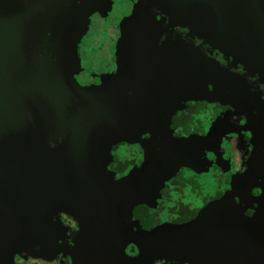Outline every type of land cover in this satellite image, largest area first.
<instances>
[{"label": "water", "instance_id": "water-1", "mask_svg": "<svg viewBox=\"0 0 264 264\" xmlns=\"http://www.w3.org/2000/svg\"><path fill=\"white\" fill-rule=\"evenodd\" d=\"M145 3L165 23L160 25L154 14L157 28L143 42L140 24L128 31L122 21L140 12L136 6L153 14ZM94 4L77 0L71 6L53 41L52 60L35 66L22 0H0V264H15L14 254L29 247L33 253L38 248V256L53 255L61 238L56 234L64 239L67 231L55 219L59 212L78 223L70 247L62 249L70 264H152L158 259L264 264V166L256 162L185 222L143 229L131 215L136 204L154 206L163 182L179 167L205 171L210 163L205 152L215 153L220 137L234 131L220 134L213 124L205 135L173 136L170 118L182 102L197 94V99L233 105L240 92L246 94L241 78L197 51L173 46L161 51L167 43L158 44L159 37L174 27L186 28L264 78V0H141L119 23L122 40L113 74L98 85L83 86L73 78L80 65L76 47ZM16 26L23 40L12 32ZM137 39L143 50L128 62ZM22 73L29 81L25 86L20 85ZM207 85L211 90H205ZM52 140L58 143L49 145ZM135 141L142 161L115 180L106 168L111 147ZM252 186L260 187L256 197ZM253 203L254 212L245 215ZM128 244L135 254H126Z\"/></svg>", "mask_w": 264, "mask_h": 264}, {"label": "flooded vegetation", "instance_id": "flooded-vegetation-1", "mask_svg": "<svg viewBox=\"0 0 264 264\" xmlns=\"http://www.w3.org/2000/svg\"><path fill=\"white\" fill-rule=\"evenodd\" d=\"M77 0H22L24 17L28 21L29 32L33 39H51L54 41L61 33L64 27V21L67 19L71 6H74ZM102 0H95V3L101 6ZM141 0H106L104 4L105 8H101V12L90 15L89 21L86 24L84 34L80 38L76 53L79 57L80 66L86 64L98 65L100 69L97 70H83L74 75L76 81L83 86L98 85L100 79L107 77V73L113 74L116 68V54L114 53V44L121 36L120 21L126 16L130 15L133 6L137 5ZM148 5V8L153 10L157 20H160V25H164L165 18L155 10L152 5ZM97 19L101 22V27L98 32L94 33L96 41L89 45L88 48L84 47V36L90 28L93 20ZM162 22V23H161ZM156 26L153 31L147 32L143 37V42L148 40L149 36L156 30ZM174 33H170V29L163 32L158 39V44L164 43V38H173L175 34L181 35L192 42L197 52H201L205 57L214 61L216 59L217 65L228 71L232 76L243 78V91L247 94L241 98L236 99L233 105L229 103H222L218 100H207L206 98L197 99V94H193L191 97L182 102L181 107L176 109L170 118L169 128L171 134L176 137L188 136L191 134L205 135L208 133L209 128L216 125L219 133L222 134L224 130L234 129L232 132H227L224 136L220 137L219 146L216 148L215 153L212 151H206L205 156L210 162L205 166V171H195L188 167H179L173 176L165 180L159 189V197L155 200L154 206H149L144 203L136 204L132 210L139 205H146L147 207H160L158 210L161 223H177L183 215L184 207L189 210H195V214L208 202L219 198L230 187V182L233 176L242 174L245 172L247 165L256 162L260 166H264V78L261 74L248 69L244 65L236 62L229 56H225L217 49L211 48L201 39L193 36L188 29L182 27L172 28ZM28 32V35H29ZM137 33L134 35L136 36ZM30 36V35H29ZM98 37V38H97ZM142 42V44H143ZM112 43L113 52L110 50V44ZM53 50H54V46ZM91 55V56H90ZM97 58V59H96ZM215 62V61H214ZM103 80V79H102ZM206 91L211 90V86L205 87ZM204 96V92L202 90ZM206 96V94H205ZM243 96V97H242ZM182 112H188L189 115L194 117V122L187 125L174 124V118L179 119V115ZM199 116L196 120L195 117ZM147 135H141L140 139L146 138ZM131 143L120 142L113 145L110 149L111 159L107 164V169L111 171L116 177L125 175L132 167H137L142 161L143 151L139 146L132 149ZM124 147H130L133 154L134 164H131L128 169L118 175V173L109 168V164L112 162L116 153L128 154V152H122ZM258 152V160H254V153ZM237 153V154H236ZM219 154V155H218ZM261 171H258L260 173ZM188 175L191 179L183 181L181 177ZM203 177H211L212 185L210 190L205 191L202 189L204 186L201 184ZM195 179L198 183V189L192 187L191 180ZM181 180V181H179ZM183 181V182H182ZM259 183L260 179L254 180ZM183 183L182 185H176ZM196 190V193L194 194ZM260 193V187L252 186L250 188V194L252 197H256ZM193 195V196H192ZM235 202H238V198L234 196ZM256 204L246 207L244 210L245 215H251L254 212ZM195 216V215H194ZM56 217L62 221L65 218H72L69 215L59 212ZM141 227L138 219H134ZM191 219V218H190ZM189 220V219H188ZM76 222V220H75ZM185 222V221H184ZM182 223V222H181ZM63 226L66 227L62 223ZM76 227L72 228L68 235V228L66 231L63 244L59 252L61 256L57 264H70V259L65 253L73 241L74 234L78 230V223ZM156 226V225H155ZM154 227V226H153ZM152 228V227H151ZM150 229V228H149ZM65 249V250H62ZM57 251V250H56ZM125 252L128 255H133L136 252V248L133 244H128L125 247ZM17 260V259H16ZM161 262L162 264H189L187 262H176L164 259L154 260L152 264ZM15 264L17 261H15Z\"/></svg>", "mask_w": 264, "mask_h": 264}, {"label": "rangeland", "instance_id": "rangeland-1", "mask_svg": "<svg viewBox=\"0 0 264 264\" xmlns=\"http://www.w3.org/2000/svg\"><path fill=\"white\" fill-rule=\"evenodd\" d=\"M136 9H138L140 12L134 14L131 18H125L122 22L127 27L128 31H130V30L135 31V25L137 23H139L140 24V28H139L138 39H140V38H143L148 31H150L152 28L155 27L154 26V24L156 23L155 22V18H154V14L155 13L152 14V12H150L148 9L144 8V5L143 6H136L135 10ZM95 12H97V13L101 12V6L98 5L97 3H95L93 5L91 13L88 16V21H89L90 15L94 14ZM100 27H101V22L98 20V18L97 19L94 18L93 23L91 24L90 28L88 29L87 33L84 36V47L85 48H88L89 45H92L96 41V36L94 35V33L98 32ZM14 28L15 29L12 30V32L14 33L15 37H17V39H22L23 40L24 37L21 38L22 34L20 32L19 27L16 26ZM171 32L174 33V30L170 29V33ZM31 34L32 33L29 32L30 36L27 35V38L29 37L31 42L33 40V45H34L33 46L34 47L33 56H32L33 64L35 66H37V65H39V63H41V64L49 63L52 60L53 54H54L53 53V47H52L53 46V40H51V39H48V40L38 39L36 37L33 39ZM138 39L134 43H132V48L129 51V54H128V57H127L128 62L131 61L133 58L136 59L137 53H141L142 50H143L144 44H141L140 43L141 41L139 42ZM121 40H122V37H121ZM121 40H120V36H118L116 42L113 43L114 44V53L115 54H116L118 43H121ZM163 41H164V43H167V45H162L161 48H160L161 51L170 50L171 46H173V48L176 51H179L181 48H185L188 51H191V50L197 51L196 46L192 42L188 41V39L182 37L181 35H178V33L175 34V36L173 38L165 37ZM26 46H27V49H28L29 46H28L27 43H26ZM110 50L113 52L112 43L110 44ZM196 53H198L201 56H204L201 52H196ZM213 60L215 61L214 64L217 65L216 59L213 58ZM95 64L96 63L90 64V65L86 64V65H83V67H81L79 65L77 68H75L74 75L79 73V72H81L83 70V68H85V70L86 69L87 70H89V69L93 70L94 69L97 72V70L100 69V67H98V65H95ZM8 74L9 73H7V75ZM22 74H24V73H22ZM74 75H73V78H74ZM110 76H111V73H107V77L106 78L108 79ZM26 78L27 77H26L25 74L24 75H20V79L19 80L22 81V83L20 85H24L25 86V85L29 84V81L26 80ZM74 80L79 85V83L76 81L75 78H74ZM99 80H100L99 84L104 81V80H102L100 78H99ZM241 81L243 82V78H241ZM16 86H19V85H16ZM10 88H11V91L12 90H18L17 88H14V87H10ZM56 143H58L57 140L49 141V145H52V144L55 145ZM130 145L132 146V149H133V148H136V146H139L140 142L138 143L137 141H135V142H132ZM132 149L130 147H124L122 149V152H128V154H126V156L131 157V156H133V154L130 153L132 151ZM112 176H113V178L115 180H118L120 178V177H116L114 174ZM202 179H203L202 181H204V182H202L201 184L203 186L205 185L202 189H204L205 191L210 190V188H212L211 187L212 185H210V182L212 181V178L211 177H209V178L208 177H203ZM55 219H57L58 221L61 222V220L58 219L57 217ZM62 223L64 225H66V227H69L68 228V232L69 233L67 235V237H69V234L71 232L70 230L72 228L76 227L75 220L72 219V218H65L64 221H62ZM56 236L62 238L63 234L61 235V234L57 233ZM60 239L55 240V246H54L55 248L52 249L54 251V254L49 256V257L38 256L35 253L40 255V253L38 252L39 249L38 248H37V250L35 249V253H33V252H31L33 247H29V248H27V249H25V250H23V251H21L19 253L14 254L13 260H14V262L17 261V263H19V264H57L58 260H59V258L61 256V253H62V252H59V251H60V247L62 245L61 242H62L63 238L61 240ZM154 264H162V263L158 262V263H154Z\"/></svg>", "mask_w": 264, "mask_h": 264}, {"label": "trees", "instance_id": "trees-1", "mask_svg": "<svg viewBox=\"0 0 264 264\" xmlns=\"http://www.w3.org/2000/svg\"><path fill=\"white\" fill-rule=\"evenodd\" d=\"M196 120L199 119V116L197 115V117H195ZM184 122H186V124L188 125L189 122L193 123L194 122V117H192L189 115L188 112H182L179 115V119L178 118H174L173 123L174 124H183ZM134 157H128L125 154L122 153H116L114 155V158L112 160V162L109 164V168L114 169L118 175H122V173H124L128 167L131 164H134ZM183 179V181H187L190 180L191 178L186 174L185 176L181 177ZM181 181V180H179ZM182 181V182H183ZM190 184L192 185L193 189L194 187L198 189V183L197 180L192 179ZM176 185H182V187L185 185H183V183H178ZM196 193V190L194 192V194ZM193 196V195H192ZM184 211L181 215H183L179 220H177V223H181L184 221H187L188 219L192 218L195 215V210H189L186 209L185 206H183ZM160 209V207L156 208V207H147L146 205H139L137 206L134 210H133V218L134 219H138L141 228L143 229H149L155 225H157L158 223H160L161 217L160 214L158 212V210Z\"/></svg>", "mask_w": 264, "mask_h": 264}]
</instances>
